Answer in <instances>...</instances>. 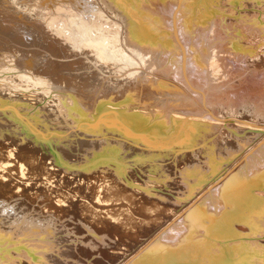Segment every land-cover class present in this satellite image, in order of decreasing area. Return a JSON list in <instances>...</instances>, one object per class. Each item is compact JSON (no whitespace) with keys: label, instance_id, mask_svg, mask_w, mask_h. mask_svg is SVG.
Wrapping results in <instances>:
<instances>
[{"label":"bare ground","instance_id":"bare-ground-1","mask_svg":"<svg viewBox=\"0 0 264 264\" xmlns=\"http://www.w3.org/2000/svg\"><path fill=\"white\" fill-rule=\"evenodd\" d=\"M17 7L23 19L0 16V210L40 197L48 222H0V264H264V0ZM34 19L59 38L20 62L37 51ZM81 58L90 88L57 73ZM143 158L154 174L135 171ZM47 230L66 235L38 239ZM53 240L69 242L58 256Z\"/></svg>","mask_w":264,"mask_h":264},{"label":"rangeland","instance_id":"rangeland-1","mask_svg":"<svg viewBox=\"0 0 264 264\" xmlns=\"http://www.w3.org/2000/svg\"><path fill=\"white\" fill-rule=\"evenodd\" d=\"M13 1L15 2V3H13ZM23 2V0H0V16H2V15H4L5 13H4V10H5V6H8V5H12V6H14V14L13 15H15L14 17H19V20H21V19H23V16L24 15H22V14H19V13H23L22 12V10H21V12H17L18 11V7H17V5H19V4H21ZM15 4H16V7H15ZM17 14H19V15H17ZM20 17H21V19H20ZM35 20V21H34ZM34 20H30V22L28 21V22H26V20H23L24 22H25V24L26 25H28V30H27V26L25 27V25L22 23V25L24 26L23 28H25L24 30H25V34L27 33V35H26V37H28V38H26V40H27V42H29V43H32V42H34L35 43V45L33 46L37 51H36V53H33V54H36V55H33L32 54V56H31V59H30V57H29V55H25V54H21L20 52H17V55H20V57L18 56L17 57V55H16V57H17V60L18 61H20V62H34L33 64H36V60L38 61V59H40V54L38 53V52H45L41 47H40V45L41 46H43V44L45 45L47 42L46 41H50V40H53L52 38H59L58 37V35L57 34H54L50 29H48V28H46V27H44L45 25H44V23L43 22H41V21H39L38 19H34ZM34 21V22H33ZM29 23V24H28ZM37 23V24H36ZM43 23V24H42ZM36 24V25H35ZM37 25H41L40 27L39 26H37ZM30 26H32L31 28H30ZM37 27V28H36ZM35 28H36V30H35ZM43 28V29H42ZM44 29H45V31L48 29V32L46 31H44ZM33 31V32H32ZM30 32V33H29ZM32 32V33H31ZM53 33V34H52ZM43 34V35H42ZM30 35V36H29ZM38 35V36H37ZM47 35V36H46ZM55 36V37H53V36ZM2 37H0V48H4V46H6V44H11V42H12V40H11V38H9V36L8 35H1ZM41 36H44V37H42L41 38ZM52 36V37H51ZM5 37V38H4ZM8 37V38H7ZM29 37L32 39H29ZM36 37V38H35ZM49 37H51V38H49ZM44 38V39H43ZM63 39H59L60 41H61V43H59V42H56L55 44H56V47L58 46V44H59V48H63L64 49V51L65 50H67V51H70V49H71V47H72V49H71V51H72V53H76V48H75V44L73 43V42H75V40H74V38L73 39H71V37H62ZM46 39V40H45ZM66 39V40H65ZM38 40V41H37ZM73 40V41H72ZM43 41H45V42H43ZM62 41H65V42H62ZM1 42H3L5 45H2L1 44ZM36 42H38L37 44H36ZM65 43V45H63ZM76 43V42H75ZM61 44V45H60ZM39 45V46H38ZM63 45V46H62ZM75 48V52H74V48ZM27 48V47H26ZM67 48V49H66ZM68 48H70V49H68ZM37 53L39 54V55H37ZM23 55V56H22ZM24 56H26L27 57V59H26V57H24ZM15 57V58H16ZM29 57V58H28ZM14 58V59H15ZM22 58V60H20ZM24 58V59H23ZM37 58V59H36ZM78 58V57H77ZM33 59V60H32ZM73 59H76L75 57L73 58ZM3 60H5V59H3L2 57H0V62H1V64H0V76L2 77V76H4V74H5V76H7L9 73L7 72V71H5L6 70V61L7 60H5V63H4V61ZM25 60H28V61H25ZM85 59L84 58H81V61L80 62H76V60H75V63L76 64H73L71 67H69V68H64V69H59V72H57V73H63V71H64V73H66V78H68V80L69 81H71V82H73V83H77L76 85H78V84H80V85H78L80 88H82L83 86H86V88H90V84L91 83H93L92 84V86L93 85H96L97 84V80H96V82L95 81H93L94 80V78H93V73H92V71H94V70H96L95 68H91V70H90V68H87V65H86V63H85V61H84ZM16 61V60H15ZM2 62L5 64L4 65V67H2L1 65H2ZM83 63V64H82ZM20 65V64H19ZM81 65H82V67H81ZM84 66V67H83ZM2 67V68H1ZM31 67V66H30ZM4 68V69H3ZM69 69V70H68ZM84 69V70H83ZM94 69V70H93ZM79 70V71H78ZM66 71V72H65ZM80 71H82V72H80ZM88 71V72H87ZM3 72V73H2ZM4 72H6V73H4ZM85 72V73H84ZM71 74V75H70ZM75 75V76H74ZM82 75V76H81ZM14 77H17L16 75H13ZM76 76H77V78H76ZM84 76V77H83ZM87 76V77H86ZM88 76H90V77H88ZM79 77V78H78ZM15 79V78H14ZM17 80H19V78H16L15 79V81L13 80V83H15V84H17L18 83V81ZM88 80V81H87ZM90 80V81H89ZM81 82H84V83H81ZM88 82V83H87ZM5 83V82H4ZM11 83H12V81H11ZM10 83V84H11ZM22 83V82H21ZM85 83H87V84H85ZM90 83V84H89ZM96 83V84H95ZM6 84L8 85L9 84V82H6ZM19 84H20V80H19ZM22 84H24V82L22 83ZM22 84H20V85H22ZM83 84V85H82ZM89 84V85H88ZM82 85V86H81ZM22 86H24V85H22ZM91 86V87H92ZM52 105V104H51ZM54 105V104H53ZM48 110H49V107H48ZM48 113V112H47ZM47 113H45V114H47ZM74 154H75V152H73ZM77 153V152H76ZM133 158V159H132ZM134 159H136V156H134V155H132L130 158H129V160H130V162L132 161V160H134ZM148 161V162H150V163H145L144 165L142 164L143 162L142 161ZM145 161V162H146ZM134 162V161H133ZM138 162V161H137ZM141 162V163H140ZM167 162H172L171 160L169 161V160H167ZM151 160L150 159H148V158H143V159H140L139 160V162L138 163H136V164H139L138 165V168L136 167V166H134V168L136 169H134L135 171H137V172H141V167L142 166H147L146 168H148L151 172V174H154L153 172L155 171L156 172V170L158 169V168H154L153 166H151ZM164 163H166V161L164 162ZM150 164V165H149ZM151 166V167H150ZM150 167V168H149ZM156 167V166H155ZM151 168H152V170H151ZM155 170H154V169ZM154 170V171H153ZM175 174H172V177H173V179L175 178V180H183V179H181L179 176H180V174L178 175V174H176L175 176H174ZM179 177V178H178ZM176 178H178V179H176ZM165 189L164 190H157L159 193H163V194H166V195H168V196H170V197H176V194H177V191H176V189L174 190V188H172V190L169 188V187H164ZM28 196H30L31 197V195H29L28 194ZM39 199H41L40 197H36V198H33L31 201H30V199H27L26 201V203L27 204H24V205H21V204H18L17 206L19 207V208H16L17 210L16 211H18V212H16V211H14L13 209H12V211H10V209L8 210V209H6V208H9V207H4V208H2L1 210H0V222L2 223V224H4L3 226L4 227H21V225H24V224H26V219H27V226H31L32 225V223H31V218L32 219H34V220H37V215L39 216V213H38V211L36 212V211H34L33 209L34 208H36V207H38L39 206ZM21 205V206H20ZM28 205H29V208H28ZM37 205V206H36ZM16 206V207H17ZM2 207V205H0V208ZM13 206H11L10 205V208H12ZM26 207V208H25ZM25 209V210H24ZM3 210V211H2ZM5 210H8V211H5ZM10 211V213H8ZM32 211V212H31ZM7 212V213H6ZM26 212H28V213H26ZM30 212V213H29ZM3 214V215H2ZM8 214V215H7ZM15 214V215H14ZM17 214V215H16ZM24 214H25V216H24ZM5 215H7L6 217H4ZM12 215L14 216L13 218L15 219H13V218H11L12 217ZM45 215V214H44ZM43 214H40V217H43V218H39L38 217V220L36 221L37 223H35L36 225V227L35 226H33V228L32 229H34L33 231H38V230H40V227L42 228V227H44L46 224H47V219L46 220H44V216ZM21 216H23V217H21ZM27 216H28V218H27ZM29 216H30V219H29ZM34 216V217H33ZM21 217V218H20ZM263 218H261L262 220H263V222H264V216H262ZM11 218V219H10ZM19 218H20V220H19ZM23 218H25V219H23ZM10 219V220H9ZM17 219V220H16ZM29 219V220H28ZM6 222H4V221ZM13 220V221H12ZM18 220H19V222H18ZM22 220H24V222L22 221ZM39 220H41V221H39ZM9 221V222H8ZM28 221H30V222H28ZM39 221V222H38ZM47 221V222H46ZM10 222H12V224L10 223ZM14 222V223H13ZM10 223V224H9ZM24 223V224H23ZM46 223V224H45ZM14 224V225H13ZM16 224V225H15ZM29 224V225H28ZM34 224V223H33ZM39 224H41V225H39ZM13 225V226H12ZM18 225V226H17ZM56 226H58V224L56 225ZM54 228H55V226H54ZM38 229V230H37ZM52 231L53 230H47V233H45V234H43V235H41L38 239H42V240H48V237L46 236L47 234H49V235H51V237H52V239L53 238H58V237H62V236H65L66 235V233H59V234H57V235H53V233H52ZM264 237V236H263ZM117 238V237H116ZM126 239V238H125ZM51 241V240H50ZM55 243V240H53L52 242H51V244H50V246H52V247H56V248H54L55 250L52 252V251H49V253L50 254H53V255H55V256H58V253L56 252V250L58 249V248H66L65 247V245H68V243L69 242H64V243H58V245L57 246H55L56 244H54ZM137 245H139V242H138V240H130V239H127L126 241H125V245H124V248H125V251H131V250H133V248H136V246ZM43 250H45L46 248H42ZM94 257V256H93ZM103 257V256H102ZM101 257V258H102ZM100 258V259H101ZM105 258V257H104ZM107 260V259H106Z\"/></svg>","mask_w":264,"mask_h":264}]
</instances>
